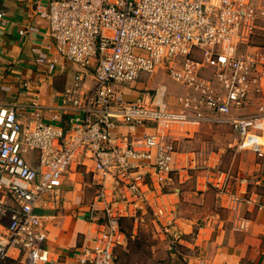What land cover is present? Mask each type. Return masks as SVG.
Here are the masks:
<instances>
[{
	"label": "built area",
	"instance_id": "2783aa9c",
	"mask_svg": "<svg viewBox=\"0 0 264 264\" xmlns=\"http://www.w3.org/2000/svg\"><path fill=\"white\" fill-rule=\"evenodd\" d=\"M45 18L56 55L78 70L47 120L36 98L33 126L18 120L16 104H0V263L15 251L28 264H58L35 210L45 200L56 206L67 171L88 164L102 187V221L92 206L95 237L77 264H114L126 243L120 214L143 210L176 251L174 209L164 201L174 171L172 128L228 125L237 150L264 147V53L251 44L264 9L256 0H46ZM35 62L51 72L56 66L41 56ZM160 72L182 92L170 99L164 85L136 88ZM255 101L254 113L239 115ZM122 127L126 134L117 133ZM232 180L215 171L209 184L237 212L248 201ZM106 185L116 193L109 200Z\"/></svg>",
	"mask_w": 264,
	"mask_h": 264
},
{
	"label": "crops",
	"instance_id": "0c3cea01",
	"mask_svg": "<svg viewBox=\"0 0 264 264\" xmlns=\"http://www.w3.org/2000/svg\"><path fill=\"white\" fill-rule=\"evenodd\" d=\"M262 1L264 3L260 0V4ZM38 5L42 10L36 9ZM45 8L46 0H0V104H16L17 118L25 126L34 124L30 107L33 98L43 107L47 120L78 70L56 55L53 40L47 35ZM38 56L56 61L55 69L51 72L46 66L36 64ZM87 79V87H90L92 79ZM149 85L151 81L144 78L135 86L151 89ZM262 90L263 96L264 83ZM173 96L170 95V99ZM257 104L255 101L239 115L254 113ZM153 132L147 130L149 134ZM117 133L126 134L127 130L122 127ZM219 136H226L225 146L233 159L226 164L228 171L218 172H229L233 178L232 190L248 201L237 212L230 211L226 197L209 184L212 174L198 170L202 164L206 169L218 168L220 152L224 149L216 152L214 147L199 143ZM169 137L176 152L164 201L168 209H174L175 230L180 239L177 250L172 251L158 234L153 219L152 238L167 248L166 254L173 264H264V147L259 154L237 150L238 138L228 125L176 126ZM26 159L32 168H37L35 154L26 155ZM103 189L106 200L115 197L109 185ZM101 190L89 164L72 166L63 179L58 204L54 206L45 200L35 210L43 217L45 247L58 259V264H77L83 247L93 241L96 225L88 218L89 210L94 206L97 221H102L103 201L97 200ZM115 209L119 211L120 206ZM146 213L152 215L143 210L134 217L120 214L118 219H131L135 225V217ZM8 259L28 264L15 251L10 252Z\"/></svg>",
	"mask_w": 264,
	"mask_h": 264
},
{
	"label": "rangeland",
	"instance_id": "374dc122",
	"mask_svg": "<svg viewBox=\"0 0 264 264\" xmlns=\"http://www.w3.org/2000/svg\"><path fill=\"white\" fill-rule=\"evenodd\" d=\"M256 2L262 7H264V3L262 1V4H260V0H256ZM252 47L258 48L260 51L264 52V25H262V28L256 31V34L252 40ZM251 52L253 49H242L244 52ZM254 51V50H253ZM149 81H151V89H155L158 87V85H164L168 89L169 95H176L178 92H182V89L173 83L164 73H158L154 77H152ZM143 83L147 84L146 81H142ZM128 87V85H124ZM132 98V97H131ZM263 103H264V93H263ZM226 136H219L216 139H205L202 140L199 145L204 144L206 147H214L216 152H218L219 149H224L222 152H220V161L218 168H200L198 170L200 171H207V173H214L215 171H228L229 168L226 166V164L233 159V155L231 154L230 150L226 148L227 138ZM90 176V175H89ZM91 178V176H90ZM91 195L93 194V191H91ZM85 204V203H84ZM88 205V203L86 204ZM135 225L134 223H130L131 226H134V232L133 235H139V239L143 241V246L140 250H137V252H134L132 249L129 248L127 251V241L124 248L118 250L116 252V261L115 264H162L167 262L168 264H173V262L170 260V257L166 254L168 251L164 245L160 244L159 241H156L154 238H152L151 235V226H152V219L153 216L150 214H143L135 217ZM125 231L129 230L128 228L123 225ZM17 264V263H15Z\"/></svg>",
	"mask_w": 264,
	"mask_h": 264
},
{
	"label": "trees",
	"instance_id": "16d2710c",
	"mask_svg": "<svg viewBox=\"0 0 264 264\" xmlns=\"http://www.w3.org/2000/svg\"><path fill=\"white\" fill-rule=\"evenodd\" d=\"M129 222L132 223V220L131 219H123V218L117 220V224L119 225L121 232L125 235L126 241L128 240L127 241V244H128L127 251L130 248L134 252H137V250H140L142 248L144 242L139 239V235L138 234L137 235H133L132 226L130 225ZM123 225H125V227L128 228L129 230L125 231ZM120 249H122V248H120ZM120 249H118V250H120ZM177 258L180 259V257H177ZM116 259H115V261H116ZM115 261H114V264H115ZM0 264H15V262L11 261L9 259H5Z\"/></svg>",
	"mask_w": 264,
	"mask_h": 264
}]
</instances>
